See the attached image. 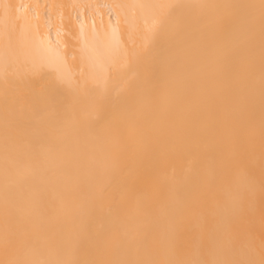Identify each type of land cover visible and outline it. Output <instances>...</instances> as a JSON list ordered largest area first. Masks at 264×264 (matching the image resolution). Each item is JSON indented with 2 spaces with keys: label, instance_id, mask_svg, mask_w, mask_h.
I'll list each match as a JSON object with an SVG mask.
<instances>
[{
  "label": "bare ground",
  "instance_id": "1",
  "mask_svg": "<svg viewBox=\"0 0 264 264\" xmlns=\"http://www.w3.org/2000/svg\"><path fill=\"white\" fill-rule=\"evenodd\" d=\"M0 264H264V0H0Z\"/></svg>",
  "mask_w": 264,
  "mask_h": 264
}]
</instances>
